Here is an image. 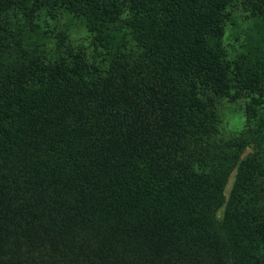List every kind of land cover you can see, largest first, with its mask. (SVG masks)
<instances>
[{
	"label": "trees",
	"instance_id": "obj_1",
	"mask_svg": "<svg viewBox=\"0 0 264 264\" xmlns=\"http://www.w3.org/2000/svg\"><path fill=\"white\" fill-rule=\"evenodd\" d=\"M0 264H264V0H0Z\"/></svg>",
	"mask_w": 264,
	"mask_h": 264
},
{
	"label": "rangeland",
	"instance_id": "obj_2",
	"mask_svg": "<svg viewBox=\"0 0 264 264\" xmlns=\"http://www.w3.org/2000/svg\"><path fill=\"white\" fill-rule=\"evenodd\" d=\"M234 179H235V172L231 175V177L229 179V182H228L227 187H226V194H229L230 189L233 185Z\"/></svg>",
	"mask_w": 264,
	"mask_h": 264
}]
</instances>
